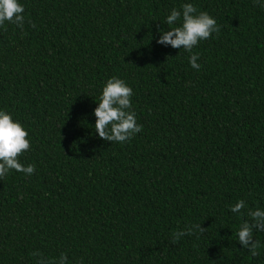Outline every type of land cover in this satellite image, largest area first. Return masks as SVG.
Returning <instances> with one entry per match:
<instances>
[{"label": "trees", "instance_id": "obj_1", "mask_svg": "<svg viewBox=\"0 0 264 264\" xmlns=\"http://www.w3.org/2000/svg\"><path fill=\"white\" fill-rule=\"evenodd\" d=\"M0 27V110L35 172L0 178V264H264L238 241L264 210V0H19ZM191 3L220 28L192 52L157 43ZM34 25V26H33ZM197 54L199 69L189 63ZM132 89L142 131H95L106 81ZM244 200V214L231 207ZM201 224L172 243L173 233Z\"/></svg>", "mask_w": 264, "mask_h": 264}, {"label": "clouds", "instance_id": "obj_2", "mask_svg": "<svg viewBox=\"0 0 264 264\" xmlns=\"http://www.w3.org/2000/svg\"><path fill=\"white\" fill-rule=\"evenodd\" d=\"M259 3V0H255ZM264 7V4H260ZM24 7L19 0H0V27L5 22L16 24L23 28L25 17ZM180 26L172 27L170 30L162 31L157 43L171 46L174 49L183 48L192 52L201 40H207L213 33L219 34L220 28L217 21L206 11L197 13L196 7L191 3H184L181 9L173 8L166 18L168 25H174L181 20ZM34 26V25H33ZM199 56L193 54L189 57L192 68L199 69L197 63ZM133 89L123 80L116 76L109 78L102 88L98 106L94 109L96 117L95 131L105 141L123 143L130 140L136 133L142 131V125L136 121V113L132 111ZM28 131L24 126L13 120L12 116L4 110H0V178L5 177L10 170L25 173L30 176L35 172V165L26 167L20 162L19 157L30 149ZM246 207L244 200H239L231 211L244 214L242 210ZM246 215L250 222L245 220L238 231V241L243 248L250 251L252 256L259 255L260 242L254 239V231L264 232V210L259 208L248 209ZM207 228L201 224L189 225L186 230L173 233L172 243H176L185 235L194 232L205 233ZM33 257H39L37 264H68V257L61 253L57 259L49 261L43 257L38 250L32 252Z\"/></svg>", "mask_w": 264, "mask_h": 264}]
</instances>
